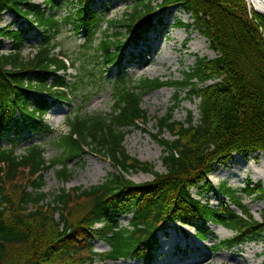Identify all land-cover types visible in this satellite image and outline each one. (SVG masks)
Segmentation results:
<instances>
[{"label":"trees","instance_id":"1","mask_svg":"<svg viewBox=\"0 0 264 264\" xmlns=\"http://www.w3.org/2000/svg\"><path fill=\"white\" fill-rule=\"evenodd\" d=\"M92 1L35 5L31 0H0V16L11 13L41 30V42L27 58L22 56L26 31H0V38L12 44L7 55L0 54V264H94L97 259L151 264L157 234L170 224L193 229L200 242L213 236L210 225L231 231L233 237L216 242L214 252L250 242L264 248V214L256 220L240 197L262 201L264 188L248 184L236 191L222 184L216 190L208 180L215 167L225 166L234 155H264V17L249 10L245 0H137L121 21L108 22V30L118 27L123 33L104 35L94 49L102 20L91 9ZM62 5L70 9L56 18L53 12ZM169 9L189 17L188 24L178 21L175 27L194 28L216 53L213 60L196 59L176 81L132 84L119 71L112 112L67 117V132L52 142L60 152L57 158L47 162L38 145L16 154L23 129L49 132L44 118L52 106L68 103L78 93L77 84L72 87L67 80L75 63L55 53L61 26L82 34L83 49L94 51L87 59L94 69H81L94 79L107 67L121 69L127 47L143 40ZM165 87L174 90V99L167 113L155 118L153 141L162 150L165 171L157 173L152 164L130 157L124 140L129 130L149 122L143 98ZM182 94L198 101L197 120L192 112L183 122L174 119ZM89 152L107 160L113 172L97 186L62 188L49 200L51 195L43 192L44 173L53 170L65 185L72 179L69 162L81 161ZM132 173L150 174L152 181L135 184L128 178ZM210 194L221 197L218 207L205 200ZM81 204L86 207L73 212ZM127 217L124 226L121 219ZM95 241L109 250L97 254Z\"/></svg>","mask_w":264,"mask_h":264},{"label":"rangeland","instance_id":"2","mask_svg":"<svg viewBox=\"0 0 264 264\" xmlns=\"http://www.w3.org/2000/svg\"><path fill=\"white\" fill-rule=\"evenodd\" d=\"M45 1L31 0L35 5H43ZM136 1H92L91 9L96 11L102 20L101 28L96 35L97 40L94 43V49L104 35L123 33L118 27L108 30V22L121 21ZM247 6L249 10H252L248 4ZM68 9L70 8L62 5L56 8L53 13L56 18H63ZM160 20V24L155 25L145 40L127 47L121 69L107 67L106 70H101L103 75L99 76L100 78L98 77L99 74H96L94 79L84 76L81 70L82 67H85L87 71L94 69L93 63L87 61L93 56L94 51L83 49L85 43L82 34H77L70 26H61V32L54 41L57 46L55 53L63 54L70 62L75 63L74 68L68 71L67 80L72 84V87L77 84L78 93L72 95L68 103L52 106L44 118L45 124L49 127V132L23 129L19 145L15 151L16 154H22L29 145H38L45 150L44 158L47 162L57 158L60 152L53 147L52 142L57 136L67 132L65 126L67 117L76 113H80L82 116H92L109 115L112 112V96L115 93L117 81L121 79L118 77L119 71L132 84L143 79L176 81L194 66L196 59L213 60L216 57V53L210 49L209 42L201 37L194 28L180 29L175 27L178 21L184 24L189 23V17L182 12L169 9L163 17H160ZM7 29L9 31L25 30L27 40L22 50V56L27 58L35 53V48L41 42V30L35 26L31 27L26 21L17 19L11 13H4L0 16V31ZM11 45V41L0 38V54L7 55L11 51ZM81 79L82 84L79 83ZM173 99L174 90L167 87L146 95L142 100L141 107L147 112L149 122L137 130H129L124 140V148L127 154L140 162L152 164L157 173H164L165 171L161 163L162 150L153 141L155 118H161L167 113L173 105ZM180 100L181 104L174 111V119L183 122L186 113L192 112L194 119L197 120L198 101H188L183 94ZM80 109L82 112H79ZM164 137L171 140L168 134H165ZM1 143L2 147H7L5 141ZM235 156L238 155H234L225 166L214 168L208 177L212 187L217 190L220 185L224 184L231 190L240 191L248 184L251 186L260 184L264 188V168H261L264 155L254 154L246 158L239 156L237 158H242L244 161L235 165L230 164ZM251 157L252 160H250ZM68 169L72 173V179L65 185L56 180L53 170L44 173L43 192L51 195L49 200L62 188L66 190L82 188L85 190L97 186L104 181L108 174L113 172L107 160L91 152L87 153L81 161H70ZM128 178L135 184L152 181V176L144 173H132ZM192 194L199 198L196 189L192 190ZM240 197L243 199V204L248 207L250 214L256 220H260L261 214H264V205H261L264 199L252 201V199L244 198V196ZM219 199L210 194L206 196L205 200L212 207H218ZM85 207L84 204L73 207V212L77 213ZM232 209L240 214L235 208L232 207ZM129 220L130 217L122 218L121 223L126 226ZM170 225V231L165 229L157 234L159 245L151 264H264V248L261 242H250L231 250L220 249L218 252H214L212 247L216 242L233 237L231 231L218 225H210L209 228L213 236L206 242H199L195 238L193 229L181 227L179 224ZM94 251L97 254H102L108 251V247L103 242L95 241ZM94 264H141V262L134 259L102 262L97 259Z\"/></svg>","mask_w":264,"mask_h":264},{"label":"bare ground","instance_id":"3","mask_svg":"<svg viewBox=\"0 0 264 264\" xmlns=\"http://www.w3.org/2000/svg\"><path fill=\"white\" fill-rule=\"evenodd\" d=\"M245 1L247 2V4L249 5V7L252 10H254V11H256V12H258L264 16V1H261V0H245ZM151 31H152V29L150 30V32L146 36H148L151 33ZM146 36L143 38V40H145ZM237 157H239V156H235L234 159L230 162V164L235 165V164L239 163L240 161H244V160H242V158H237ZM250 160H252V157ZM261 168L262 169L264 168V157L262 158V161H261ZM261 205H264V200L261 203ZM170 227H171V225L169 226V228H166L167 231L171 230ZM157 240H158V237H157Z\"/></svg>","mask_w":264,"mask_h":264},{"label":"water","instance_id":"4","mask_svg":"<svg viewBox=\"0 0 264 264\" xmlns=\"http://www.w3.org/2000/svg\"><path fill=\"white\" fill-rule=\"evenodd\" d=\"M261 1H264V0H261ZM254 11V10H253ZM255 13H257V14H260V13H258V12H256V11H254Z\"/></svg>","mask_w":264,"mask_h":264}]
</instances>
